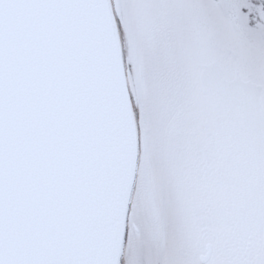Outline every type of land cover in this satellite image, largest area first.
I'll use <instances>...</instances> for the list:
<instances>
[{"label":"snow or ice","instance_id":"1","mask_svg":"<svg viewBox=\"0 0 264 264\" xmlns=\"http://www.w3.org/2000/svg\"><path fill=\"white\" fill-rule=\"evenodd\" d=\"M0 264H264V0H0Z\"/></svg>","mask_w":264,"mask_h":264}]
</instances>
